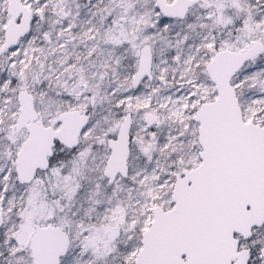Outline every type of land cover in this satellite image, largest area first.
Returning a JSON list of instances; mask_svg holds the SVG:
<instances>
[{"label": "snow or ice", "instance_id": "snow-or-ice-1", "mask_svg": "<svg viewBox=\"0 0 264 264\" xmlns=\"http://www.w3.org/2000/svg\"><path fill=\"white\" fill-rule=\"evenodd\" d=\"M0 264H264V0H0Z\"/></svg>", "mask_w": 264, "mask_h": 264}]
</instances>
